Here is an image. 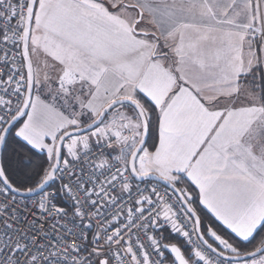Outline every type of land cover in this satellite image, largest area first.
<instances>
[{
	"label": "snow or ice",
	"instance_id": "1",
	"mask_svg": "<svg viewBox=\"0 0 264 264\" xmlns=\"http://www.w3.org/2000/svg\"><path fill=\"white\" fill-rule=\"evenodd\" d=\"M0 264H264V0H0Z\"/></svg>",
	"mask_w": 264,
	"mask_h": 264
},
{
	"label": "trees",
	"instance_id": "2",
	"mask_svg": "<svg viewBox=\"0 0 264 264\" xmlns=\"http://www.w3.org/2000/svg\"><path fill=\"white\" fill-rule=\"evenodd\" d=\"M43 158V154H40V153H36L35 154V160L36 161H39L40 159H42ZM26 163H30V162H28V161H26ZM259 240H257V244H259Z\"/></svg>",
	"mask_w": 264,
	"mask_h": 264
}]
</instances>
